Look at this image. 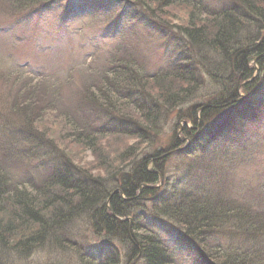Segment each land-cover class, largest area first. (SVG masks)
<instances>
[{"label": "trees", "instance_id": "obj_1", "mask_svg": "<svg viewBox=\"0 0 264 264\" xmlns=\"http://www.w3.org/2000/svg\"><path fill=\"white\" fill-rule=\"evenodd\" d=\"M54 1L8 3L16 18H25ZM103 1L108 2L102 9L106 21L124 17L131 23L127 36L135 39L142 32L161 34L166 62L150 72L143 60L132 56V45L117 41L112 42L114 47H102L93 62L82 67L81 72L96 79L89 84V79L85 80L77 92L70 91V86L65 87V93L51 87L70 84L73 70L83 63L67 64L63 80L44 75L32 79L18 71L0 75L5 83L12 78L10 84L18 88H0V122L4 123L0 124V151L7 142L22 138L28 146L21 150V157L38 160L50 172L40 181H31L32 176H28L27 184L17 183L15 167L9 171L0 162V264H39L31 260L46 251L70 255L68 261L77 264H120L119 248L124 246L130 264L136 259L141 264H171L174 256L154 230L158 220H167L177 229L183 236L181 246L203 264H264V217H251L250 210L238 204L217 199L212 203L194 191L190 182L199 170L213 175L205 177L207 184L221 177L225 185V165L231 168L239 162L243 168L249 165L245 155L250 151L264 152V102L256 110L245 106L246 100L241 105L234 102L241 99L237 95L240 87L246 95L253 88L264 93V0ZM76 6L71 0L66 8L76 13ZM174 7L185 11L184 24L160 20L162 11ZM12 58L8 56L11 63ZM3 61L2 57L0 63ZM256 71L258 77L254 78ZM52 93H59V102ZM72 94L77 103L70 108L73 99L68 96ZM218 102L227 103V107L213 109ZM216 112H221L213 128L217 132L208 141L198 123ZM239 118L246 119V128L232 129L229 125ZM183 120L193 125L192 130L183 127L184 140L178 134ZM166 126L172 129L163 138ZM54 127L62 129L59 140L50 133ZM110 138L120 140L121 146L108 155L102 144ZM187 140L190 146L182 149ZM68 142L95 153L99 174L77 165L65 147ZM161 142L165 146L159 149ZM41 152L45 155L38 156ZM173 152L191 162L194 172L190 178L183 177L187 188L167 194L155 187L166 178L167 156ZM17 159L21 160L5 157L16 163ZM31 165H22L20 174L23 176V170L29 173ZM256 171L264 187V164L255 165ZM208 185L199 182L198 192ZM258 199L263 201L264 195ZM226 231L242 235L256 246L251 242L250 251L239 246L229 251L213 244L211 249L207 233L220 236ZM97 239L103 250L95 259L86 246ZM54 264L70 263L61 259Z\"/></svg>", "mask_w": 264, "mask_h": 264}, {"label": "rangeland", "instance_id": "obj_2", "mask_svg": "<svg viewBox=\"0 0 264 264\" xmlns=\"http://www.w3.org/2000/svg\"><path fill=\"white\" fill-rule=\"evenodd\" d=\"M72 1L74 5H76V3L78 2H82L83 7L88 8H90L91 5H98V7L95 6L96 9L99 8L97 18H94V14H92L94 8L92 10H88V14L86 16L77 15L73 17V10L71 11V9L66 8L68 3H71V0H57L54 4L49 5L40 13L34 14V16L27 18H16L15 16L17 15L9 6L10 3H8V0H0V33L2 29L8 31V33H12L7 34L5 38L3 37L5 34H2V37H0V59H2L3 57L4 60L0 63V75H11L18 71V66L9 61L8 56L10 55L13 56V59L18 60V64L27 63L28 67L37 66L39 64L35 68L36 71L43 72L44 74H50L51 72H53V80L64 79L65 72L63 69L68 66L67 64L72 66L75 62H78V65H81V63H83L81 66L76 67V70H73L72 77L74 78L75 82L72 81L70 83L71 85L66 83L64 84V86H61V88L56 87L58 89H54L51 87V89L54 91L63 90V93H65V87L70 86V91L77 92L83 88V83L86 82L85 80L89 79L86 82V84H89L92 79H96L93 78L95 76L88 78V73L81 72L82 67L93 62L94 58H96V56L101 52L102 47L109 49L113 46L112 42L117 41H124L125 43H123V45H126L127 47L132 45L130 49L131 54H133L132 56H134L135 60L137 61L143 60L147 70H149L150 72H155L156 69H159L165 64L166 54L163 48L165 43L164 39L161 37V34L155 31L152 33L142 32V36L140 38L133 39L132 36H127L130 35L129 33L132 26L130 25L131 23L126 20V18L123 17L122 19L118 18L116 20H105L106 12L102 11V5L105 6V4H108V2H104L102 0ZM80 5L82 4H79L78 6ZM103 12L104 14H102ZM161 15L162 17H160V20L162 19V21L165 23L168 22L174 25H182L186 22L185 11L180 7H174L164 10L162 11ZM1 20H4V22ZM59 36L63 37L61 41H58ZM51 42L56 43L57 45L55 47H52ZM38 50H43L47 54L55 53V58L53 59V62L50 66H48L46 61L40 63L39 59L37 58ZM255 68L258 70V67L256 65ZM21 71L19 72L23 73L24 77H32L33 75L40 73L35 71L31 72V70L28 68H26L24 71ZM255 73L258 72L256 71ZM9 82L12 83L13 79L11 78ZM10 83H5L0 78V88L3 89V91L6 87H8V91L12 90L13 88L18 89ZM47 91L50 93L48 89ZM59 93L58 95H55L53 93L51 95L54 96L56 98V101L58 102L60 101ZM68 98L73 99L74 94L68 96ZM72 103L77 102L75 99H73L71 103H69L70 108L75 107ZM237 121V123H232L229 126H233L234 130H239L241 128L244 130L247 126L246 119L243 120V118H239L237 119ZM0 124L3 125V121H1ZM50 127L52 129L53 125H51ZM171 129L172 126H166L164 128V134L162 135L163 138L170 135ZM179 130V137L180 139L184 140L185 137L183 135V130L181 131V128ZM50 133L52 134V136H58V140L61 139L63 134L62 129L59 131L55 127L54 132ZM103 141V149L108 155H110L111 152L114 153L115 151H117V148L121 146V144H118L120 143V140L110 138L109 140ZM261 142L264 143V137L261 138ZM130 143H132V140ZM6 144L8 145L3 146L2 150L0 151V162L3 163V167L8 169L9 171H12V169L15 167V174L19 178H17L15 182H23V184H27L28 179H26V177L28 176H32L31 181H37L39 180V178L44 179L48 177L50 172L43 168L38 160L30 161L21 157V150L23 149V147L28 146L25 143L24 139L19 138L17 142H7ZM188 145L190 146V142L188 143ZM159 146L160 147L157 148L160 149L163 148L165 144L161 142ZM65 147L69 149L68 151L73 153L71 154V156L75 160V162H77V165L84 168L85 170H89L93 175L99 174V172H97L99 166L97 167L96 165V155L92 152V150H86L80 145H73L69 142ZM183 147L187 148L188 146L187 144H184ZM147 151H152V149ZM11 152L13 153V156ZM243 153L247 154V151H243ZM44 155L45 154L41 152V154H39L38 156ZM8 156H11L12 159L20 157L23 162L21 163V160L18 161V159L15 160L18 161L17 163L14 162V160H5V157ZM167 157L166 178L162 180L158 189L160 191L166 192L167 194H170L174 193L175 190H182L183 188L188 187V184L184 182L183 177L185 175H188V178H190V175L194 172V170L192 169V167L194 166L191 165V162H184L182 158L178 156L177 152H173ZM245 157L246 163L249 164L246 167L242 168L243 164L239 162H237L231 168H227L226 165L224 166L225 171L223 172V177L225 178V185L224 182L221 181L223 179L221 177H217L216 182L212 184L208 183L210 185L209 186L207 184V178L208 176L213 175L208 173L205 174V172H201L199 170L196 171L197 169H195L196 172H194V175H191L190 182L194 186V191H196L199 195L203 194L202 197L206 198L212 203H217V199L218 201H222L225 202V204H231L233 206H236L238 204L246 210L249 209L251 217L255 218L254 214H258L264 217V204H262L264 203V199L263 201L258 199V196L264 195V187L261 178L258 179L255 175V173H257V171L255 172V165L258 166L260 163L264 164V152L262 153L261 151H250V153L248 155H245ZM248 158L253 163L250 162ZM26 163L32 164V169H30L29 173H27V170H23L22 176V174H20V169L22 168V165H26ZM187 168L188 174H186ZM38 175L40 177H38ZM101 175H104V173H102ZM199 182H206V186L208 185V187H206L205 190L203 189L202 191L198 192ZM185 184L187 185L184 187ZM221 186L223 187L222 189ZM174 187H176V189ZM148 216L149 218L152 216L151 208L148 211ZM158 221L159 222H157V225L159 228L155 227L154 230L158 233V236L166 243L169 250H171V253H173L174 257L171 260V264H196L192 256L185 251L186 248L184 249L183 246H181V242L183 239L182 234L178 233L177 229H172L167 224V220L166 222H164L165 220ZM78 227L80 230H82L83 226L81 222L78 224ZM207 234L210 235L211 238L212 244H209L210 248L213 244L216 247H220V249L229 248V251L230 249L236 248L237 246L241 247L242 249L248 248V251H250L252 248V241H250V239L247 240V238L242 237V235L238 236L237 233L226 231L220 236L215 233L214 235L216 236L217 241L215 240V237L212 233ZM255 243L252 242L254 246H256ZM102 245L103 243L99 239L89 241L86 246L87 253L94 257L96 254L95 250H97L100 254ZM121 245L119 244L120 247ZM119 249L121 250L120 264H130L129 262H126L125 259V255H127V246L121 247ZM260 250L261 249L258 248L257 251L262 254ZM50 253L51 252L48 251L39 253V255L35 256L31 261L33 263L38 262L39 264H54V262H56L57 260L60 262V260L62 259L70 264L76 263L74 260L68 261V259L71 258L70 255H61L58 253L56 255H53ZM250 254L251 256L255 255V253L253 252H251ZM249 258L256 259L255 257ZM131 264H141V262L136 259Z\"/></svg>", "mask_w": 264, "mask_h": 264}, {"label": "bare ground", "instance_id": "obj_3", "mask_svg": "<svg viewBox=\"0 0 264 264\" xmlns=\"http://www.w3.org/2000/svg\"><path fill=\"white\" fill-rule=\"evenodd\" d=\"M254 65H256V62H254ZM255 77H258V73H255L254 78ZM237 95L239 97H241V99H237L234 102L236 104L241 105L242 101L246 100L248 104H246L245 106H248L249 105V107H250L251 110H256V107L261 102H264V93L262 94L261 91H258L257 89H254V88H253V90L248 95H246L244 92H242L241 87H240L238 89ZM234 104H231V106L234 105ZM226 107H227V103L218 102L213 107V109H215V110H221V109H225ZM231 112L234 113V111H231ZM220 114H221V112L220 113L216 112L213 115L211 114L210 117L207 118V120H203V121L201 120V123H198L199 129H200V133H202V137L204 139L207 138L205 140H208L209 141L210 136L213 135V133L217 132L213 128L216 127L217 121L219 119V115ZM222 114L225 115V113H222ZM180 127H181V131H182L183 127H187V128H189L191 130L193 129V125L191 123L186 122V120H183L181 122ZM231 128L234 129L233 126Z\"/></svg>", "mask_w": 264, "mask_h": 264}]
</instances>
